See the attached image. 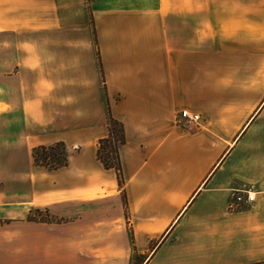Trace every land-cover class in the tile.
Segmentation results:
<instances>
[{
  "label": "crops",
  "instance_id": "crops-1",
  "mask_svg": "<svg viewBox=\"0 0 264 264\" xmlns=\"http://www.w3.org/2000/svg\"><path fill=\"white\" fill-rule=\"evenodd\" d=\"M261 5L0 0V264H264ZM108 112L121 185L96 157ZM54 142L67 164H35Z\"/></svg>",
  "mask_w": 264,
  "mask_h": 264
},
{
  "label": "trees",
  "instance_id": "trees-1",
  "mask_svg": "<svg viewBox=\"0 0 264 264\" xmlns=\"http://www.w3.org/2000/svg\"><path fill=\"white\" fill-rule=\"evenodd\" d=\"M107 134L97 140L96 157L104 168H112L117 175L118 184L123 183L121 174L119 148L125 143V134L122 123L114 118L110 112L107 114ZM60 148L59 152L52 151ZM51 151H48V150ZM41 151V152H39ZM34 163L48 170L56 169L67 164V152L64 143L54 142L49 145H37L31 150ZM124 204H126L124 202ZM50 216V215H49ZM27 219L47 221L39 217H33V213L27 215Z\"/></svg>",
  "mask_w": 264,
  "mask_h": 264
},
{
  "label": "rangeland",
  "instance_id": "rangeland-1",
  "mask_svg": "<svg viewBox=\"0 0 264 264\" xmlns=\"http://www.w3.org/2000/svg\"><path fill=\"white\" fill-rule=\"evenodd\" d=\"M235 1H238V0H235ZM249 1H251V0H249ZM253 1V0H252ZM257 1V3H261L262 5H261V11H262V17H263V20H264V0H256ZM251 6V7H250ZM250 6H247V11H249V9H252L253 8V5L251 4ZM257 8H259L258 6H256V9ZM235 24H236V21L234 22V21H231V22H228V23H219L218 25L217 24H215V25H217V26H220V27H222V26H224L225 28H229L230 30H232L233 29V27L235 26ZM247 25V31L249 32L250 30L252 31L253 30V26H251V25H253V24H249V23H247L246 24ZM263 26H264V21H263V24H262ZM256 26L258 27L259 25L258 24H256ZM254 30H258V28H255ZM261 36H262V38L261 39H259V40H256L255 41V43L254 42H251V41H248L247 40V42H249V43H254V45H257V46H262V47H264V31L262 30L261 31ZM232 45V44H231ZM255 74V76L256 77H260L261 76V78H264V64H262V70L261 71H258V70H254V72H251V75L252 74ZM252 77V76H251ZM179 112V111H178ZM178 112H177V114H178ZM176 119H178V117H177V115H176ZM176 123H177V120H176ZM177 124H179V123H177ZM121 147V146H120ZM59 150H60V148H56V149H54V150H52V151H57V152H59ZM48 151H51L50 149L48 150ZM39 152H41V151H39ZM32 156V155H31ZM34 161V160H33ZM121 174H122V172H121ZM117 176V175H116ZM118 181V180H117ZM232 199V198H231ZM122 201H123V204H124V202H125V199L122 197ZM126 203V202H125ZM247 205H249V204H247ZM247 205H238V206H235V207H240V206H247ZM31 213H33V217H39V218H43V219H51V216H49V213H48V211H47V209H45V208H37V209H34V210H32V212ZM125 215H126V213H125ZM128 234H129V238H130V240L132 239V236H131V234H130V232L128 231ZM131 242H132V240H131ZM150 249H153V248H150Z\"/></svg>",
  "mask_w": 264,
  "mask_h": 264
},
{
  "label": "built area",
  "instance_id": "built-area-1",
  "mask_svg": "<svg viewBox=\"0 0 264 264\" xmlns=\"http://www.w3.org/2000/svg\"><path fill=\"white\" fill-rule=\"evenodd\" d=\"M177 117H178V119H176L177 123L186 127H191L197 124V122L200 119L199 114L195 112H191L187 109L179 110ZM253 199H254V193L252 191L240 190L232 194V199L229 202L228 206L235 207L238 205H244V204L247 205L250 204L253 201Z\"/></svg>",
  "mask_w": 264,
  "mask_h": 264
}]
</instances>
